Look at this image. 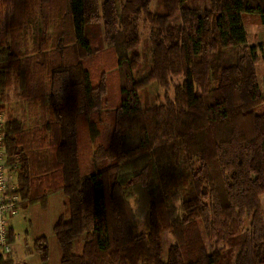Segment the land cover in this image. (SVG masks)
Masks as SVG:
<instances>
[{
  "label": "trees",
  "instance_id": "obj_1",
  "mask_svg": "<svg viewBox=\"0 0 264 264\" xmlns=\"http://www.w3.org/2000/svg\"><path fill=\"white\" fill-rule=\"evenodd\" d=\"M195 1L161 0L152 13L151 0H0V111L10 75L44 108L35 130L10 115L1 128L16 208L65 195L69 217L52 226L60 264H264V90L243 26L245 14L264 23V0ZM140 16L149 59L136 76ZM99 21L95 50L86 27ZM177 76L172 99L142 105V88ZM162 231L173 236L166 256ZM33 251L46 264L45 236Z\"/></svg>",
  "mask_w": 264,
  "mask_h": 264
},
{
  "label": "rangeland",
  "instance_id": "obj_2",
  "mask_svg": "<svg viewBox=\"0 0 264 264\" xmlns=\"http://www.w3.org/2000/svg\"><path fill=\"white\" fill-rule=\"evenodd\" d=\"M102 3L103 0H98ZM123 0H116L117 6ZM209 0H196L194 6H206ZM149 10L152 13H162L161 0H151ZM178 13L175 14L172 21H178ZM140 43L135 49V52L140 54L141 68L137 71L136 76L144 72L146 63L148 62V38L150 36L149 24L140 16L137 20ZM243 26L246 36L247 46H251L257 56V76L261 89L264 90V23L257 14H245L243 16ZM41 28V27H38ZM86 32L91 46L95 50L105 48L103 42V30L101 21L90 23L86 27ZM52 28L46 32V37H51ZM6 39V38H5ZM31 39H27V46H31ZM50 44V41H49ZM182 81V76L172 77L167 85L162 86L156 81H151L148 85L142 88L139 92L143 106H148L154 103H163L165 99L173 98L174 86ZM6 99L3 103V109L0 114L4 120L10 115L13 118L20 120L25 127V130H35L40 124V117L44 114V108L40 106L38 100L33 101L30 106L18 94L17 85L14 82V77L10 75L8 88L6 89ZM24 130V131H25ZM39 155L49 157L50 151L39 148ZM84 151L82 163L85 164L89 160V155ZM11 167L12 164H9ZM14 174V186L18 185L17 172ZM66 198L61 191L51 193L47 196L46 205L41 206L39 203L27 205V207L18 208L17 212L10 217V223L14 226L18 233V238L12 244L10 252L14 264H41L39 256L33 251V239L37 236H45L48 243V260L46 264H60V251L56 238L54 236L52 226L62 213L65 219H68V208L65 205ZM259 211L262 215L264 223V193L258 196ZM246 226H249L250 217L245 218ZM139 228H143V217L138 218ZM15 234V232H14ZM161 244L163 255L166 256L167 248L172 242L173 236L168 231L161 232ZM75 242L74 251H81L82 238Z\"/></svg>",
  "mask_w": 264,
  "mask_h": 264
},
{
  "label": "built area",
  "instance_id": "obj_3",
  "mask_svg": "<svg viewBox=\"0 0 264 264\" xmlns=\"http://www.w3.org/2000/svg\"><path fill=\"white\" fill-rule=\"evenodd\" d=\"M4 120L0 114V252L3 254L12 251V244L7 242V235L10 224V217L17 212V203L20 202L18 194H14V174L16 164L11 167L7 162V154L4 145V135L1 128ZM18 239V234H13Z\"/></svg>",
  "mask_w": 264,
  "mask_h": 264
},
{
  "label": "crops",
  "instance_id": "obj_4",
  "mask_svg": "<svg viewBox=\"0 0 264 264\" xmlns=\"http://www.w3.org/2000/svg\"><path fill=\"white\" fill-rule=\"evenodd\" d=\"M10 224H11V223H10ZM11 226L13 227L15 234H18V233L16 232L14 226H13L12 224H11ZM18 239H19V238H18ZM15 240H16V239H15Z\"/></svg>",
  "mask_w": 264,
  "mask_h": 264
},
{
  "label": "bare ground",
  "instance_id": "obj_5",
  "mask_svg": "<svg viewBox=\"0 0 264 264\" xmlns=\"http://www.w3.org/2000/svg\"><path fill=\"white\" fill-rule=\"evenodd\" d=\"M7 152V151H6ZM22 203V202H21Z\"/></svg>",
  "mask_w": 264,
  "mask_h": 264
}]
</instances>
